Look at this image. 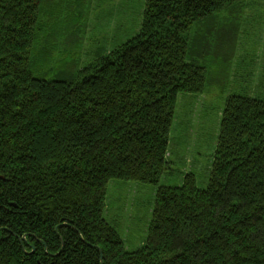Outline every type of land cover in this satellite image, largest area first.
Listing matches in <instances>:
<instances>
[{
  "label": "trees",
  "instance_id": "trees-1",
  "mask_svg": "<svg viewBox=\"0 0 264 264\" xmlns=\"http://www.w3.org/2000/svg\"><path fill=\"white\" fill-rule=\"evenodd\" d=\"M249 1L146 0L134 35L50 78L55 10L0 0V264H264L263 99L227 96L206 187L159 185L179 97L228 89ZM116 180L157 186L134 250L105 217Z\"/></svg>",
  "mask_w": 264,
  "mask_h": 264
},
{
  "label": "rangeland",
  "instance_id": "rangeland-1",
  "mask_svg": "<svg viewBox=\"0 0 264 264\" xmlns=\"http://www.w3.org/2000/svg\"><path fill=\"white\" fill-rule=\"evenodd\" d=\"M145 1L83 0L76 5L71 0H45L48 11L53 9L56 14L50 19L45 17L44 22L51 31L57 26L63 32L51 39L57 45L52 53H60L55 57L56 66L46 77L61 75L60 69L67 73L65 59L72 58L78 68L83 67L97 51H108L134 35L140 27ZM244 12L228 89L221 92L219 88L208 87L199 95L188 93L179 97L167 154L170 165L161 175L159 185H179L185 174L193 173L197 186L206 187L227 96L249 95L264 100V0L249 1ZM76 29L78 33L74 36ZM71 41L79 43L73 47L71 56L63 58V47ZM156 187L138 181L109 183L105 217L130 250L145 242Z\"/></svg>",
  "mask_w": 264,
  "mask_h": 264
}]
</instances>
